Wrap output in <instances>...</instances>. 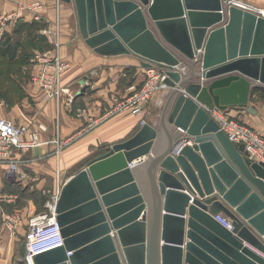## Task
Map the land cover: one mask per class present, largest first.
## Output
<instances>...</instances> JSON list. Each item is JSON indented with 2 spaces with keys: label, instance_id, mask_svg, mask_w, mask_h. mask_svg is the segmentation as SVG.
<instances>
[{
  "label": "water",
  "instance_id": "water-1",
  "mask_svg": "<svg viewBox=\"0 0 264 264\" xmlns=\"http://www.w3.org/2000/svg\"><path fill=\"white\" fill-rule=\"evenodd\" d=\"M62 1L90 48L163 67L170 91L156 126L142 122L65 179L62 244L35 264H264V164L209 113L256 112L264 17L227 0Z\"/></svg>",
  "mask_w": 264,
  "mask_h": 264
},
{
  "label": "crops",
  "instance_id": "crops-1",
  "mask_svg": "<svg viewBox=\"0 0 264 264\" xmlns=\"http://www.w3.org/2000/svg\"><path fill=\"white\" fill-rule=\"evenodd\" d=\"M40 1L44 4L43 15L45 24H52L55 14L60 22V55L68 60L71 71L64 77L63 84L66 94L72 95L69 101L66 98L57 102L47 98L32 76L37 73V66L21 65L22 71L28 72L27 80L19 81L25 92V98L20 106L13 112L0 111V116L16 122L30 124V129L38 133L40 144L33 148V158H42L52 152L56 146L55 139H68V143L61 149L57 159L50 158V162L62 168L60 179H65L84 167L86 163L106 151L113 143L123 141L130 137L142 124L148 122L156 126L165 104L170 88L159 89L153 93L140 114L118 112L100 120L92 129L77 135V131L89 118H98L107 112L112 105L114 97L125 96L138 87L144 79V67L141 60L132 55L106 56L95 52L81 38L77 26V17L74 4L62 0H0V14L13 10L18 3ZM264 7V0H244ZM42 24V23H41ZM40 22L29 19H18L5 25L4 35L21 41L18 59L22 54L30 56L34 52L42 51L50 45L39 33ZM29 68V69H28ZM83 89L78 95V91ZM264 90V89H263ZM66 96V95H65ZM4 102V100H2ZM249 103L256 109L255 113L249 112L245 107H230L229 110L241 111L248 124L264 136V103ZM27 110H24V108ZM85 108L86 112L81 117H76V108ZM23 109V110H22ZM20 110V112H18ZM22 111H25L24 114ZM228 114H233L227 112ZM40 123L44 129L36 126ZM46 140V142H45ZM54 146V147H53ZM49 152V153H50ZM53 153V152H52ZM56 156V155H55ZM39 160H33V166ZM21 166L23 163L20 164ZM24 166V165H23ZM54 168V167H53ZM0 167V188L2 182H10ZM72 170L67 173V171ZM23 176L27 177L21 169ZM64 174V175H63ZM4 177V178H3ZM12 182V181H11ZM23 182V181H22ZM7 194L0 197V264L18 263L16 242L18 237L11 234L3 224V217L8 214L1 208L3 202L10 200ZM17 212V210L12 211ZM24 238L21 241L23 245Z\"/></svg>",
  "mask_w": 264,
  "mask_h": 264
},
{
  "label": "built area",
  "instance_id": "built-area-1",
  "mask_svg": "<svg viewBox=\"0 0 264 264\" xmlns=\"http://www.w3.org/2000/svg\"><path fill=\"white\" fill-rule=\"evenodd\" d=\"M228 5H235L242 9L253 12L264 17V7L244 1L227 0ZM44 4L40 1H30L18 3L16 7L0 14V37L5 31V25L18 19H29L42 23L39 33L45 38L50 47L34 52L30 57V64L37 66L36 75L32 80L42 89L44 96L55 99L57 102L66 98L70 102L72 95L66 94L63 84L64 77L71 71V63L60 55V22L58 14H55L52 24H45L42 13ZM144 79L140 87L132 90V93L124 98H114L113 105L104 115L98 118H89L77 131V135L94 128L100 120L114 115L118 112H129L139 114L144 110L145 105L152 97L153 93L167 85L163 82L164 68L159 65L144 67ZM66 95V96H65ZM86 112L85 108H76L74 114L81 117ZM210 115L218 122L230 141L236 145L242 144L248 153V158L264 164V136L254 131L247 124L230 119L223 110L218 108L210 109ZM41 129H44L40 125ZM183 142V141H182ZM56 141L55 154L57 155L62 145ZM40 144L38 133L30 129L25 123L16 122L9 118L0 116V167L4 175L6 171L11 172L13 182L21 181L23 173L20 164L25 160L26 152ZM183 144H185L183 142ZM62 169L56 168L57 188L52 201L46 203V210L32 214L27 221V228L24 233V251L18 258L19 264H35L34 255L44 249L62 244L59 226L56 220L55 202L58 198L63 182H60ZM60 183V184H59ZM220 219V218H219ZM226 227L230 224L224 219H220ZM5 228L11 233H16L21 218L18 212L8 213L3 217ZM46 240V242H44ZM70 253V252H68Z\"/></svg>",
  "mask_w": 264,
  "mask_h": 264
},
{
  "label": "rangeland",
  "instance_id": "rangeland-1",
  "mask_svg": "<svg viewBox=\"0 0 264 264\" xmlns=\"http://www.w3.org/2000/svg\"><path fill=\"white\" fill-rule=\"evenodd\" d=\"M28 60L27 56L23 57V55H20V58H17V62H8L7 59L0 56V69L3 70L4 76L0 77V111L3 110L5 112H13L15 111V107L20 106L23 103V99L25 98V92L22 88V85H20L19 81L27 80L28 78V72L22 71L19 67L21 65H26ZM29 69V68H28ZM145 74V73H144ZM12 80V81H11ZM23 82V81H22ZM141 85V84H140ZM140 85L138 87H140ZM136 87V88H138ZM264 89V88H262ZM132 93V90L129 94L125 96H117L114 98H124L129 96ZM113 98V101H114ZM4 100V102H2ZM112 101V102H113ZM250 102L253 104H259V102L264 103V90H257L254 91V89L251 91L250 94ZM250 104V103H249ZM113 105V103H112ZM112 105L109 107V109L112 107ZM24 108V107H23ZM23 110V109H22ZM24 110H27L24 108ZM20 112V110H18ZM23 114L25 111H22ZM143 112V111H142ZM141 112V113H142ZM227 112L233 113L228 114ZM225 115L229 117L230 119L241 121L245 124H247L249 127H251L247 120L244 117V113L241 111H233L227 110L224 111ZM140 114V113H139ZM19 122V121H18ZM26 125L30 126V124L25 123ZM40 123L37 124V128H40ZM254 131L253 127H251ZM56 141H58V138L53 141V143L56 145ZM68 139H61L59 138L58 145H62L61 149L68 143ZM46 142V140H45ZM54 147V146H53ZM57 145L53 148V153L48 152L47 155H45L42 158L38 159H32L33 158V147L31 150L26 152V155L23 157L25 160L23 162V165L21 169L26 173L27 177H25L22 181L13 182L11 180V172L6 171L5 178H7L10 182H2V187L0 188V197L3 194H7V197L10 200L3 202L1 205V208L4 209L5 212L11 213L14 210H17L19 217L21 218V224L19 225L15 235L18 237L16 242V252L15 255H18L17 257L23 253V248L21 245V241L24 238V233L27 228V221L29 217L34 213H40L44 210H46V203L49 201H52L53 195L56 193L57 188V177H56V168L57 165L53 164L49 161L50 158L57 159L61 149L59 150L58 154H55V149ZM56 155V156H55ZM33 160H39L36 165L33 166ZM54 167V168H53ZM62 169V168H60ZM72 170L67 171L70 172ZM62 173V171H61ZM64 175V174H63ZM4 178V177H3ZM12 181V182H11ZM60 182H62V179H60ZM60 184V183H59ZM46 242V240L44 241ZM12 264H17L12 263Z\"/></svg>",
  "mask_w": 264,
  "mask_h": 264
},
{
  "label": "trees",
  "instance_id": "trees-1",
  "mask_svg": "<svg viewBox=\"0 0 264 264\" xmlns=\"http://www.w3.org/2000/svg\"><path fill=\"white\" fill-rule=\"evenodd\" d=\"M20 46H21V41H18V39L11 38L9 36H5L3 33L2 36L0 37V56L7 59L8 62H12V61L17 62ZM25 56L27 55H24L23 57ZM27 60H28V56H27ZM28 62H30V60ZM4 73L5 72H3L2 69H0V77H3ZM258 89L263 90L262 88H256L254 89V91H257Z\"/></svg>",
  "mask_w": 264,
  "mask_h": 264
},
{
  "label": "bare ground",
  "instance_id": "bare-ground-1",
  "mask_svg": "<svg viewBox=\"0 0 264 264\" xmlns=\"http://www.w3.org/2000/svg\"><path fill=\"white\" fill-rule=\"evenodd\" d=\"M213 108H215V107H213ZM209 113H210V110H209ZM185 144H192V141L191 140H188V141H186V142H184Z\"/></svg>",
  "mask_w": 264,
  "mask_h": 264
}]
</instances>
